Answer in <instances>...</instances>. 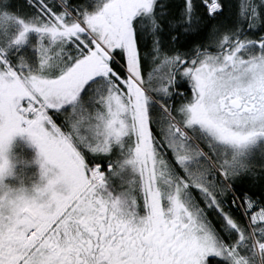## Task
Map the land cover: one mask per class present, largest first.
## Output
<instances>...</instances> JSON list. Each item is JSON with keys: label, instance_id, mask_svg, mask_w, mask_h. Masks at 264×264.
I'll list each match as a JSON object with an SVG mask.
<instances>
[{"label": "snow or ice", "instance_id": "snow-or-ice-1", "mask_svg": "<svg viewBox=\"0 0 264 264\" xmlns=\"http://www.w3.org/2000/svg\"><path fill=\"white\" fill-rule=\"evenodd\" d=\"M0 264H264V0H0Z\"/></svg>", "mask_w": 264, "mask_h": 264}, {"label": "flooded vegetation", "instance_id": "flooded-vegetation-1", "mask_svg": "<svg viewBox=\"0 0 264 264\" xmlns=\"http://www.w3.org/2000/svg\"><path fill=\"white\" fill-rule=\"evenodd\" d=\"M37 149L31 145L30 141L26 138V137H17L14 142H13V153L21 156L23 159L32 162L37 158ZM36 170L34 172V177L36 179L39 178V174H35L36 171H38L39 173V166L34 164V163H30V166H28L26 169H24V171L28 174V176L30 175V172H32L34 170V167H36Z\"/></svg>", "mask_w": 264, "mask_h": 264}, {"label": "rangeland", "instance_id": "rangeland-1", "mask_svg": "<svg viewBox=\"0 0 264 264\" xmlns=\"http://www.w3.org/2000/svg\"><path fill=\"white\" fill-rule=\"evenodd\" d=\"M36 168H37V166L36 167H34V170L32 171V172H30V175L29 176H32V177H34V172H35V170H36ZM27 175L29 174L28 172L26 173ZM35 174H39L38 173V171H36V173Z\"/></svg>", "mask_w": 264, "mask_h": 264}]
</instances>
